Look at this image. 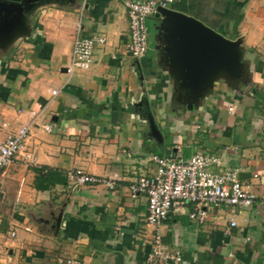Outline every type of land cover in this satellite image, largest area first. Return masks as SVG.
Segmentation results:
<instances>
[{"label":"crops","instance_id":"1","mask_svg":"<svg viewBox=\"0 0 264 264\" xmlns=\"http://www.w3.org/2000/svg\"><path fill=\"white\" fill-rule=\"evenodd\" d=\"M130 1L39 2L28 16V36L0 60V145L38 116L24 149L36 162L23 152L0 175V264H146L152 250L147 197L131 199L129 186L155 173L153 155L216 156L264 195V0L172 6L241 39L251 73L239 89L216 83L192 111L174 99L179 74L166 60L156 14L148 20L154 39L145 58L127 50ZM78 35L106 43L95 45L90 70L70 75ZM35 168L58 172L62 181L40 191ZM77 169L122 180L114 189L73 187L68 175ZM192 210L171 212L162 226L164 246L181 254L179 264H264V205L207 207L203 223L191 219Z\"/></svg>","mask_w":264,"mask_h":264},{"label":"built area","instance_id":"2","mask_svg":"<svg viewBox=\"0 0 264 264\" xmlns=\"http://www.w3.org/2000/svg\"><path fill=\"white\" fill-rule=\"evenodd\" d=\"M176 2L177 0H133L127 3L129 33L125 45L134 58L143 59L149 52V18L157 14L159 8L171 9ZM104 43V37L84 39L78 35L74 42L73 59L68 73L72 75L76 70H90L94 62L95 45ZM52 94L57 97L60 91L53 89ZM37 117L32 125L12 132L0 145V172L21 155ZM44 130L51 132L52 126L47 124ZM27 158L30 159L31 156L27 154ZM151 160L156 166L155 173L151 176L141 175L129 186L131 199L141 195L147 197L146 219L147 225L152 228V250L148 254L146 264H179L182 261L179 252L164 246L162 226L171 212L192 205L191 219L203 223L204 209L207 207L219 208L226 205L250 208L256 204L264 205V195L250 191L249 187L241 182L239 170L223 169L221 159L216 156L198 153L185 160L153 155ZM68 179L73 187L102 185L114 189L122 177L119 174L97 177L83 169H77L69 173ZM231 226L236 227L237 223L232 221Z\"/></svg>","mask_w":264,"mask_h":264},{"label":"water","instance_id":"3","mask_svg":"<svg viewBox=\"0 0 264 264\" xmlns=\"http://www.w3.org/2000/svg\"><path fill=\"white\" fill-rule=\"evenodd\" d=\"M42 1L0 0V37L13 41L29 34L28 14ZM155 18L160 21L156 31L166 44V60L179 74L174 94L178 106L194 110L220 81L235 89L251 81L241 39L230 40L201 20L173 9L159 8ZM150 123L153 135L161 138L154 120Z\"/></svg>","mask_w":264,"mask_h":264},{"label":"rangeland","instance_id":"4","mask_svg":"<svg viewBox=\"0 0 264 264\" xmlns=\"http://www.w3.org/2000/svg\"><path fill=\"white\" fill-rule=\"evenodd\" d=\"M32 14V13H31ZM28 16H30V14L28 15ZM154 18V17H153ZM30 19H31V17H30ZM157 18H154V20H156ZM33 20V19H32ZM28 22H29V17H28ZM29 27V26H28ZM29 29H30V27H29ZM149 29H150V32H149V42H152L153 43V39H154V29H153V27H152V25L150 24V26H149ZM27 36H28V34H26ZM23 37H25V34H21V35H19V36H17V37H15L14 38V40L13 41H11V40H5V38H1L0 37V60L2 59V60H5V56L10 52V50H11V48L13 49L14 47H15V45H14V43H15V41H17L18 39H20V38H23ZM15 48H17V47H15ZM46 131V130H45ZM26 142L27 141H25V144H26ZM25 144H24V148H23V150H22V153L21 154H23V152H24V149H25ZM24 156H25V159H28L27 158V153H25L24 152ZM30 156H31V158L29 159V160H31V159H34L35 160V162H36V157L34 156V154L33 153H28ZM17 159V158H16ZM29 162V161H28ZM13 163V162H12ZM11 163V164H12ZM29 163H32V162H29ZM10 164V165H11ZM9 165V166H10ZM7 168V167H6ZM5 168V169H6ZM4 169V170H5ZM4 170H2L1 172H0V175H1V173L4 171ZM29 229V228H28ZM16 234H15V232L14 233H12V236H15ZM60 262L62 263L63 261L60 259ZM69 262V261H68ZM71 263V262H70Z\"/></svg>","mask_w":264,"mask_h":264},{"label":"trees","instance_id":"5","mask_svg":"<svg viewBox=\"0 0 264 264\" xmlns=\"http://www.w3.org/2000/svg\"><path fill=\"white\" fill-rule=\"evenodd\" d=\"M37 174L36 177V188L40 191L49 190L52 186H55L62 180L58 172H55L46 168H35Z\"/></svg>","mask_w":264,"mask_h":264}]
</instances>
